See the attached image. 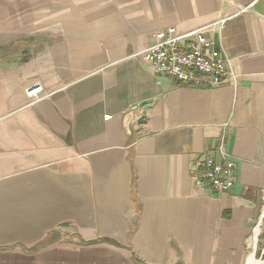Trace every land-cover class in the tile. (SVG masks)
I'll return each instance as SVG.
<instances>
[{"label": "crops", "instance_id": "obj_1", "mask_svg": "<svg viewBox=\"0 0 264 264\" xmlns=\"http://www.w3.org/2000/svg\"><path fill=\"white\" fill-rule=\"evenodd\" d=\"M24 13L0 22V264H246L264 225V0ZM171 26L206 27L236 82L158 74L142 55ZM222 137L235 184L215 193L193 166Z\"/></svg>", "mask_w": 264, "mask_h": 264}, {"label": "built area", "instance_id": "obj_2", "mask_svg": "<svg viewBox=\"0 0 264 264\" xmlns=\"http://www.w3.org/2000/svg\"><path fill=\"white\" fill-rule=\"evenodd\" d=\"M156 41L143 52V59L158 74L191 85H221L236 82L237 76L228 67V61L213 49V42L206 36V27L178 32L174 26L156 32ZM37 83L26 93L31 99L42 95ZM112 117L111 114L105 115ZM200 154L193 166V181L203 190L222 193L235 184L236 162L224 147V137L216 148Z\"/></svg>", "mask_w": 264, "mask_h": 264}, {"label": "rangeland", "instance_id": "obj_3", "mask_svg": "<svg viewBox=\"0 0 264 264\" xmlns=\"http://www.w3.org/2000/svg\"><path fill=\"white\" fill-rule=\"evenodd\" d=\"M46 9H48V0H44V1H38V0H0V22L2 20H5V21L7 20L10 23H13V22L17 23L18 17L24 19V16H23L25 14L24 12H32L33 10L43 11ZM13 45H14L13 51H15V50L17 51L18 50L17 47H19L20 52L19 53L17 52V53L19 55H21L23 46H25V41L21 40L19 44L16 43ZM1 53H2V50L0 49V59H1ZM18 54H16V55L14 54V55L17 56ZM24 55L31 56L32 55L31 50L26 51L24 53ZM35 84H37V83H33L30 86H33ZM30 86H28L26 88V91ZM43 92H44V90H43ZM259 231H260V233L258 232L259 233V234H257L258 236L255 234L252 246L250 247L248 254L253 250V248L255 246L254 243H256L255 254L258 258H262V257H264V225L262 227V230L260 229Z\"/></svg>", "mask_w": 264, "mask_h": 264}, {"label": "bare ground", "instance_id": "obj_4", "mask_svg": "<svg viewBox=\"0 0 264 264\" xmlns=\"http://www.w3.org/2000/svg\"><path fill=\"white\" fill-rule=\"evenodd\" d=\"M259 227H257L255 234L257 235L259 232ZM255 246L253 248V250L248 254V258L246 261V264H264V257L262 258H258L255 254V249H256V243H254Z\"/></svg>", "mask_w": 264, "mask_h": 264}, {"label": "trees", "instance_id": "obj_5", "mask_svg": "<svg viewBox=\"0 0 264 264\" xmlns=\"http://www.w3.org/2000/svg\"><path fill=\"white\" fill-rule=\"evenodd\" d=\"M59 238V235L56 232H52L50 233V235L48 236V239L38 243L34 248H32L31 250L34 251L36 249H39L45 245L50 244L52 241L57 240Z\"/></svg>", "mask_w": 264, "mask_h": 264}]
</instances>
